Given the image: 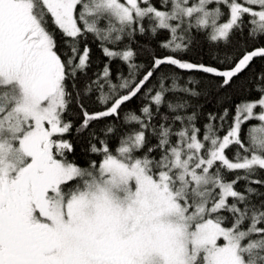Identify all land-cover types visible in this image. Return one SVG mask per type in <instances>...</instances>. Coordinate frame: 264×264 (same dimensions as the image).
<instances>
[{"label": "snow or ice", "instance_id": "snow-or-ice-1", "mask_svg": "<svg viewBox=\"0 0 264 264\" xmlns=\"http://www.w3.org/2000/svg\"><path fill=\"white\" fill-rule=\"evenodd\" d=\"M257 59L264 0H0V264H264Z\"/></svg>", "mask_w": 264, "mask_h": 264}, {"label": "trees", "instance_id": "trees-1", "mask_svg": "<svg viewBox=\"0 0 264 264\" xmlns=\"http://www.w3.org/2000/svg\"><path fill=\"white\" fill-rule=\"evenodd\" d=\"M96 55H97V56L100 55V53H99L98 50H97V52H96ZM193 55H194V54H193ZM261 67H264V62H262V61H260L259 59H257L256 62H255V64H254V66H253V71H254V72H255V71H259V69H260ZM247 75L250 76L251 73H248ZM240 83H243V80L240 81ZM239 98H240V97H239V95H238V96H237V102H238ZM212 107H213L212 104H209V105H208V108H209V109H211Z\"/></svg>", "mask_w": 264, "mask_h": 264}]
</instances>
